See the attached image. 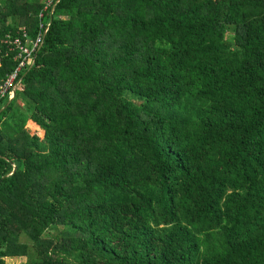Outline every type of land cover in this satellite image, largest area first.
I'll return each mask as SVG.
<instances>
[{"label":"trees","instance_id":"1","mask_svg":"<svg viewBox=\"0 0 264 264\" xmlns=\"http://www.w3.org/2000/svg\"><path fill=\"white\" fill-rule=\"evenodd\" d=\"M46 2L0 0V84L48 25L0 111V264H264V0Z\"/></svg>","mask_w":264,"mask_h":264},{"label":"built area","instance_id":"2","mask_svg":"<svg viewBox=\"0 0 264 264\" xmlns=\"http://www.w3.org/2000/svg\"><path fill=\"white\" fill-rule=\"evenodd\" d=\"M52 0H47L45 7L39 13V18H43L44 13L51 6ZM38 32L34 38L28 36V32L24 27L20 28V33L11 36L6 35L4 45L8 53H13V60L16 61L11 73L3 79L0 84V100L12 97V90L17 85L18 75L27 67L33 64L35 55L43 44L48 25L43 21L38 24Z\"/></svg>","mask_w":264,"mask_h":264},{"label":"rangeland","instance_id":"3","mask_svg":"<svg viewBox=\"0 0 264 264\" xmlns=\"http://www.w3.org/2000/svg\"><path fill=\"white\" fill-rule=\"evenodd\" d=\"M27 126L33 130L34 129V126L31 125L30 123L27 124ZM24 261V258H16V259H6V263L7 264H22Z\"/></svg>","mask_w":264,"mask_h":264},{"label":"water","instance_id":"4","mask_svg":"<svg viewBox=\"0 0 264 264\" xmlns=\"http://www.w3.org/2000/svg\"><path fill=\"white\" fill-rule=\"evenodd\" d=\"M35 56H36V55H35ZM33 62H34V61H33ZM14 90H15V86H14V88H13V90H12V95L14 94ZM10 98H11V97H10ZM10 98H8L7 102H6L3 106L0 107V111L3 110V107L9 102V99H10ZM13 170H15V168H14Z\"/></svg>","mask_w":264,"mask_h":264}]
</instances>
